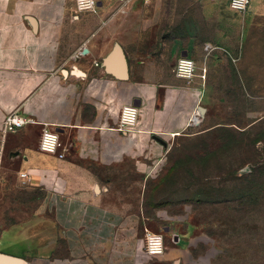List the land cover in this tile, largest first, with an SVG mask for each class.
<instances>
[{"label":"crops","instance_id":"obj_1","mask_svg":"<svg viewBox=\"0 0 264 264\" xmlns=\"http://www.w3.org/2000/svg\"><path fill=\"white\" fill-rule=\"evenodd\" d=\"M109 1L97 0L94 12H79L74 0H0V160L7 156L15 162L18 184L40 191L38 209L52 215V226L37 218L0 223V252L22 258L23 264H188L185 244L195 235L193 224L154 212L151 217L128 212L111 201L113 173L105 159L106 144L98 157L81 148L86 142L89 146L126 135L117 129L119 111L130 104L141 113L137 132L128 141H140L136 134L151 127L178 134L186 119L182 116L178 127L168 128L173 119L169 108L156 106L158 99L182 92L195 97L201 92L200 77L185 87L184 79L147 63L146 59L156 56L144 52L135 53L134 64L127 60L131 85L109 73L107 78L113 77L117 88H104L95 74L100 73L98 65L111 48L102 51L101 36L111 39L110 28L117 22L124 25L122 14L111 13ZM163 1L150 0L152 15L143 12L140 23L150 18L153 27L160 26L165 18L159 5ZM186 3L182 28L178 27L173 39L138 41L137 51L162 47L161 58L169 59L167 51L173 50V60L186 56L198 63L205 44L229 43V33L222 27L224 15L213 0ZM226 4L232 11L229 0ZM249 6L254 13L264 11V0H250ZM118 43L129 59L122 42ZM212 56L207 59L212 61ZM91 79L96 86L83 88ZM9 114L21 116L26 123L6 130L4 120ZM44 130L59 134L55 153L39 149ZM70 141L77 142L73 146ZM66 149L71 151L66 153ZM119 156L122 152L113 155ZM118 176H124L123 172ZM154 216L165 221L163 237L177 235L179 239L166 242L164 253L151 256L144 252V233Z\"/></svg>","mask_w":264,"mask_h":264},{"label":"rangeland","instance_id":"obj_2","mask_svg":"<svg viewBox=\"0 0 264 264\" xmlns=\"http://www.w3.org/2000/svg\"><path fill=\"white\" fill-rule=\"evenodd\" d=\"M149 1H109L111 13L122 14L124 25L117 22L110 28L111 39L102 34V51L120 40L129 54V63L134 64L135 53L153 54L156 57L146 62L184 79L185 87L200 77L201 92L195 97L182 92L180 96L166 94L158 99L156 106L169 108L173 119L168 128L178 127L182 116L186 119L178 134L151 127L136 134L140 141H128L137 132L141 113L137 105L130 104L127 107L136 113L132 124L121 128L124 106L119 111L117 129L126 135L113 137L112 141H94L89 146L84 142L81 148L98 157L106 144L105 159L113 173L111 201L128 212L144 213L146 217L154 212L193 224L197 230L185 244L188 264H264V11L254 13L250 6L246 11H229L226 0H213L224 15L222 27L229 33V43L205 44L204 57L197 63L186 56L173 60V50L167 51L169 59L161 58L162 47L137 51L136 42L168 41L176 36L178 27L182 28L181 15L187 0L160 3L165 18L156 27L150 18L140 23L143 12L152 15ZM216 27L221 26L217 23ZM211 54L213 60L209 61L207 56ZM180 59L194 63L188 77L178 76ZM164 64L168 67L163 68ZM98 71L94 74L102 86L115 90V79L107 78L110 74L102 60ZM92 79L83 88H94L96 81ZM124 81L127 85L133 83L130 77ZM70 151L66 149V153ZM118 152L122 157H113ZM15 166L7 156L0 160V223L37 218L52 226L51 213L37 206L41 192L18 184ZM244 167L249 170L239 173ZM118 172L124 176H118ZM164 225L165 221L154 216L148 229L161 233ZM164 241L172 243L171 236L164 237Z\"/></svg>","mask_w":264,"mask_h":264},{"label":"built area","instance_id":"obj_3","mask_svg":"<svg viewBox=\"0 0 264 264\" xmlns=\"http://www.w3.org/2000/svg\"><path fill=\"white\" fill-rule=\"evenodd\" d=\"M76 9L79 12H94L97 9V0H74ZM231 9L236 11H246L250 5V0H229ZM178 76L188 77L194 69V63L190 59H180L178 65ZM130 107L124 108L122 122L120 127L123 128L124 124H132L134 117L136 116L135 109L133 108V114H129ZM26 123V120L17 114H9L4 120V127L6 130L13 131L22 127ZM59 145L58 134L44 130L39 142V149L45 153H55ZM58 157H63L62 153L58 154ZM21 177H26V173H21ZM177 235H172V241H178ZM166 244L164 237L161 233L154 232L146 229L144 233V252L147 255H160L164 253Z\"/></svg>","mask_w":264,"mask_h":264},{"label":"water","instance_id":"obj_4","mask_svg":"<svg viewBox=\"0 0 264 264\" xmlns=\"http://www.w3.org/2000/svg\"><path fill=\"white\" fill-rule=\"evenodd\" d=\"M102 65L107 73L114 75L119 79L128 78V62L126 55L119 43H115L111 50L102 60ZM248 167L239 170V173L248 171ZM0 264H23L20 257L4 254L0 252Z\"/></svg>","mask_w":264,"mask_h":264},{"label":"bare ground","instance_id":"obj_5","mask_svg":"<svg viewBox=\"0 0 264 264\" xmlns=\"http://www.w3.org/2000/svg\"><path fill=\"white\" fill-rule=\"evenodd\" d=\"M132 109H133V108H129V109H127V110L129 111V112H128L129 114H133V112H132L133 110H132Z\"/></svg>","mask_w":264,"mask_h":264}]
</instances>
